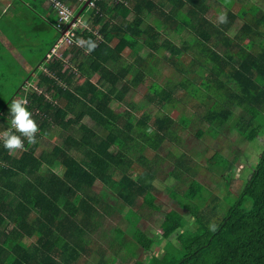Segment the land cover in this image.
<instances>
[{"label":"trees","instance_id":"16d2710c","mask_svg":"<svg viewBox=\"0 0 264 264\" xmlns=\"http://www.w3.org/2000/svg\"><path fill=\"white\" fill-rule=\"evenodd\" d=\"M55 1L74 12L63 30L77 20L81 25L76 23L72 43L61 56L46 61L61 37L58 13L47 0L56 18L49 19L54 36L37 67V90L19 87L0 112L2 132L10 127L12 99L26 97L39 128L36 143L22 137L24 150L9 152L0 143V264H79L81 257L84 264H115L121 252L133 257V264H264V151L234 201L229 204L231 192L224 195L228 207L222 215L215 198L208 202V189L194 179L185 181L189 165L184 160L177 161L179 171L170 173L184 189L161 182L156 163L176 124L206 123L205 132L215 138L237 114L233 129L240 136L253 140L264 129V11L244 0H212V7L206 0ZM236 1L243 5L234 12ZM36 2L34 8L42 9L41 0ZM211 8H223L226 22L209 18ZM237 19L243 23L230 37ZM166 28L181 46L161 38ZM75 38L90 39L96 47L88 52ZM143 48L147 54L140 57ZM124 52L136 55L128 67ZM161 63L183 79L152 81L151 101L159 111L154 117L139 114L143 106L128 94L155 76ZM28 76L26 82H32ZM179 90L204 112L187 109L178 119L162 115L161 109L173 110L180 101ZM206 98L209 108L203 107ZM42 139L56 144L42 150ZM138 139L149 155H137ZM235 161L214 152L206 167L231 171ZM158 197L169 207L159 223L162 236L175 246L150 256L154 239L138 224L161 211ZM115 217L125 226L112 234L103 229L102 242L96 241L98 228ZM190 220L199 229L188 234L184 229ZM137 250L145 254L143 260Z\"/></svg>","mask_w":264,"mask_h":264},{"label":"rangeland","instance_id":"374dc122","mask_svg":"<svg viewBox=\"0 0 264 264\" xmlns=\"http://www.w3.org/2000/svg\"><path fill=\"white\" fill-rule=\"evenodd\" d=\"M207 5L211 6L212 0H206ZM17 2V1H16ZM252 3L256 5L257 7H260L264 11V0H244V5L247 6V4ZM241 1H236L235 5L232 8V11L236 12L241 5H243ZM212 7V6H211ZM225 14L226 11L221 8L218 12V10L214 11L213 8L209 10V18L215 19L218 18L220 14ZM86 13L83 14L82 21H86ZM133 16L130 15L129 18H132ZM37 21H39L37 19ZM41 22V21H40ZM42 23V22H41ZM243 20L237 19L232 27L229 29L228 34L230 37H233L240 26L242 25ZM41 26H44L42 24ZM161 38H168L171 40L174 44L177 46H181L183 43L180 42V39L175 36V34L172 32L171 29L166 28L163 29L161 32ZM31 38V37H30ZM33 38V37H32ZM52 34L47 33V35L44 38H41L40 41H45L47 44L46 46L49 47L50 43L52 42ZM35 41L32 39L25 42L24 47H21L17 52H19L22 57L34 59V68L29 72L28 78L32 77V82H24V79L27 76V73H21L19 68H21L20 63L21 58L19 55L16 54V58L21 61L20 63L14 58L12 60L13 64H10L11 66H4L0 68V73L2 76H0V109L3 107L7 99L10 97L11 94L15 90H18L20 87V84H23L20 88H23L24 91L31 89V90H37L36 83H37V75L36 72L38 70H41L40 68L37 70V65L39 64V61L43 58L44 52H38L37 47L41 45H35ZM50 54V52H49ZM48 54V55H49ZM59 54V53H58ZM147 54V49H141L139 52L140 57H144ZM47 55V56H48ZM191 55H193L191 53ZM46 61L52 60L53 58L47 59ZM70 55H67L66 58H64V65L63 70L68 67V59ZM122 57L124 59V64L126 67L129 66V64L132 63V61L136 58L135 54H130L129 52H124L122 54ZM8 60V57H7ZM22 64H25L24 62ZM193 66H191L187 70H192ZM29 70V68H28ZM156 75L146 77L145 83L142 85H139L135 90L131 91L128 94L129 100H131L132 103L139 104L143 106L141 110L139 111V114L144 111L147 112L151 117H154L156 113L159 111L153 104L151 99L154 97L149 90V87L151 85L152 81H157L160 78L166 77L174 80V82H177L181 79H183L182 75L177 74L171 67H168L166 64L161 63L158 65L156 69ZM1 78H3L1 80ZM96 78H93L92 81H96ZM24 82V83H23ZM198 83V82H197ZM26 84V85H25ZM17 88V89H16ZM200 95V94H199ZM176 96L180 100L175 107L172 109H161V114H169L174 119H178L179 115L184 112V110L191 109L194 110L200 114L204 112L201 107L197 108L198 106L190 96L185 94L182 90H179L176 93ZM199 97V96H198ZM17 98V97H16ZM210 99L206 98L203 101V104L205 108L210 107ZM112 109H116V103L112 102L111 104ZM123 109H119L118 111H121ZM194 120V119H193ZM238 115H235V118L232 119L229 123H227L219 132V135L215 138L210 137L205 132L206 123L202 124H196V122H193L187 127H183L181 125L176 124V126H173L172 129H170L167 132L165 141L160 146V151L158 152V173L160 174L158 176V179L161 180V182L166 183L169 185V187H173L174 185L178 184L179 182L176 181V179L170 175L172 172L179 171L178 169V160H184L185 164L187 166L189 165V169L187 171V175H184L185 181H188L189 179H194L198 183H200L204 188L208 189L211 193V195L208 198V202L212 199H216L215 202H217L218 208H219V214L222 215V213L227 209L228 205L224 201V195L231 192L232 196H229V204L234 201L236 192H238L240 186L242 187L243 184L246 181V177L248 176L251 168L254 166L259 154L264 151V129L257 131L255 137L252 139H247L245 137L240 136L237 134V132L233 129L235 127V124L237 123ZM251 140V141H250ZM142 141V140H141ZM139 139L137 141V145H139V148H141L140 151H137V155H149L150 150L146 148V145H143V141L141 142ZM53 144H56L54 140L49 141L48 139H42L41 140V146L40 148L42 150H49L51 149V146ZM136 145V146H137ZM138 148V149H139ZM136 150V149H135ZM133 150L131 152V155H134L133 158L136 156V152ZM219 153L220 155L227 157L228 160L232 161L233 159H236V161L233 163V169L228 171L232 172V179L228 176V171H225L223 169H219L218 167L214 168L213 170H208L206 167V162L208 157L213 153ZM170 153L177 154L176 158H173L170 156ZM174 154V155H175ZM192 161V163H188V161ZM167 179L168 183L166 182ZM179 184H182L181 182ZM227 187V188H225ZM185 185H180L177 189H184ZM241 189V188H240ZM185 194H183L184 196ZM156 205L158 208H161V211L158 212V214L154 213L153 216H149L147 218H144L141 220L138 224V227L143 232H147L152 238L154 239V244L152 245L149 255H155L158 256L162 252L166 251L167 249H170L171 247L175 246L174 242H170L163 238L162 232L159 227V223L161 221V217L165 215L166 212L169 211V207L166 202H163L161 197H158L156 199ZM118 217H115L114 219H111L110 222H104L101 225V228H98L97 232L93 236L96 241L99 243L102 242V235L101 231L109 230V234H112V230L115 227L123 228L122 226H125V224L121 221L117 220ZM186 232L188 234H191L193 230L199 229V225L196 222H193L190 220L187 225L185 226ZM30 243L29 240H25L23 242L24 246H28ZM138 251V257L140 259H144L146 256L142 253L141 250ZM176 255L180 257V251L178 248L175 250ZM134 258L126 254V252H121L120 255H118V261L115 264H133ZM85 260L83 257L79 259V264H84ZM89 263V261H88Z\"/></svg>","mask_w":264,"mask_h":264},{"label":"crops","instance_id":"0c3cea01","mask_svg":"<svg viewBox=\"0 0 264 264\" xmlns=\"http://www.w3.org/2000/svg\"><path fill=\"white\" fill-rule=\"evenodd\" d=\"M38 4L36 0H0V68L6 65L11 66L10 64H13L12 60L15 58L19 63L21 61L25 63H20V72H26L27 75H29L32 69L31 67L34 68L33 64L35 61L33 59L32 62L30 58L24 59L17 50L24 47L25 42L30 39L35 41L36 46L38 44L41 45L37 47L38 52H46L48 48L46 46L47 44L45 41L40 40L44 38L48 32L52 34L53 39L54 28L49 19L52 17L55 19L56 17L54 12L52 14L49 13L48 8H51V6L47 0H41L40 8L42 9L34 8V6ZM37 19L39 21H37ZM35 24L39 25L34 27ZM42 24H44V26H41ZM16 54L20 56L21 61L16 58ZM0 76H2L1 73ZM2 79L3 78H1V80ZM25 81H27V78L24 79V82ZM22 85L23 84H20V87Z\"/></svg>","mask_w":264,"mask_h":264},{"label":"clouds","instance_id":"9594fccd","mask_svg":"<svg viewBox=\"0 0 264 264\" xmlns=\"http://www.w3.org/2000/svg\"><path fill=\"white\" fill-rule=\"evenodd\" d=\"M219 21L225 23L226 14L221 13ZM74 42L77 45L84 46L88 52L96 47L95 42L90 39L84 40L82 38H75ZM27 104L28 100L26 97H17L12 99L9 105L10 127L0 132V143H2L4 149L9 152L24 150V139H22V137L25 138L29 144L36 143V134L39 128L36 121L32 118V113L28 111L26 107Z\"/></svg>","mask_w":264,"mask_h":264},{"label":"built area","instance_id":"2783aa9c","mask_svg":"<svg viewBox=\"0 0 264 264\" xmlns=\"http://www.w3.org/2000/svg\"><path fill=\"white\" fill-rule=\"evenodd\" d=\"M54 5L57 13H58V25L57 27L61 30V37L55 43L54 47L51 49L50 54L47 56V59L53 57H60L61 56V49L68 47L72 43V37L74 36L73 29H76L77 24H80V21L77 20L75 23L72 22L69 27H66L64 30L62 29L65 24L68 23L70 17H74V12L68 6L64 4H60L55 0H50ZM78 3L83 4L89 0H77ZM90 6H92V2H88ZM77 23V24H76ZM59 53V54H58Z\"/></svg>","mask_w":264,"mask_h":264},{"label":"water","instance_id":"95a60500","mask_svg":"<svg viewBox=\"0 0 264 264\" xmlns=\"http://www.w3.org/2000/svg\"><path fill=\"white\" fill-rule=\"evenodd\" d=\"M85 7V6H84ZM84 7L80 10V12L78 14H80L82 12V10L84 9Z\"/></svg>","mask_w":264,"mask_h":264}]
</instances>
